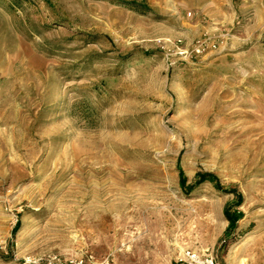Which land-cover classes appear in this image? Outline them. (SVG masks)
<instances>
[{
	"label": "rangeland",
	"instance_id": "rangeland-1",
	"mask_svg": "<svg viewBox=\"0 0 264 264\" xmlns=\"http://www.w3.org/2000/svg\"><path fill=\"white\" fill-rule=\"evenodd\" d=\"M205 249L264 264V0H0V264Z\"/></svg>",
	"mask_w": 264,
	"mask_h": 264
},
{
	"label": "built area",
	"instance_id": "built-area-1",
	"mask_svg": "<svg viewBox=\"0 0 264 264\" xmlns=\"http://www.w3.org/2000/svg\"><path fill=\"white\" fill-rule=\"evenodd\" d=\"M203 42L196 45V53H199ZM20 264H110L107 259L98 261L90 253H82L76 256H67L57 253H48L40 255H29L21 259ZM176 264H217L216 254L213 250L205 249L202 251H183Z\"/></svg>",
	"mask_w": 264,
	"mask_h": 264
},
{
	"label": "trees",
	"instance_id": "trees-1",
	"mask_svg": "<svg viewBox=\"0 0 264 264\" xmlns=\"http://www.w3.org/2000/svg\"><path fill=\"white\" fill-rule=\"evenodd\" d=\"M179 176H180V182H181V184L183 185L184 184V179H183V177H182V173L180 172L179 173ZM200 184L201 183H204V182H213V177L211 176V175H202L201 177H200V180L198 181ZM224 216H225V218H226V220L228 221V223H229V226H233V224H235V219H233V218H231L229 215H228V213H227V211H224Z\"/></svg>",
	"mask_w": 264,
	"mask_h": 264
},
{
	"label": "crops",
	"instance_id": "crops-1",
	"mask_svg": "<svg viewBox=\"0 0 264 264\" xmlns=\"http://www.w3.org/2000/svg\"><path fill=\"white\" fill-rule=\"evenodd\" d=\"M192 251H194V250H192ZM180 254H181V253H179L178 255H180ZM177 258H178V257H177ZM177 258H176V259H177ZM176 259H175V260H176ZM175 262H176V261H175Z\"/></svg>",
	"mask_w": 264,
	"mask_h": 264
}]
</instances>
